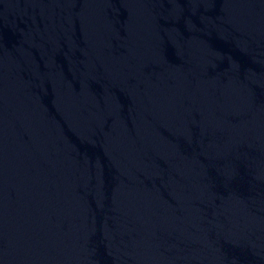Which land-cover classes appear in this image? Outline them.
Here are the masks:
<instances>
[{
	"label": "water",
	"instance_id": "95a60500",
	"mask_svg": "<svg viewBox=\"0 0 264 264\" xmlns=\"http://www.w3.org/2000/svg\"><path fill=\"white\" fill-rule=\"evenodd\" d=\"M0 264H264V0H0Z\"/></svg>",
	"mask_w": 264,
	"mask_h": 264
}]
</instances>
